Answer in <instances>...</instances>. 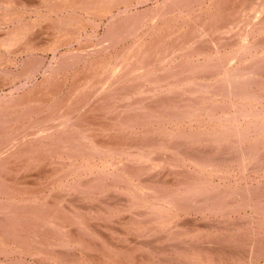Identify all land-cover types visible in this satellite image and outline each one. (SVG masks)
I'll use <instances>...</instances> for the list:
<instances>
[{"label": "bare ground", "instance_id": "bare-ground-1", "mask_svg": "<svg viewBox=\"0 0 264 264\" xmlns=\"http://www.w3.org/2000/svg\"><path fill=\"white\" fill-rule=\"evenodd\" d=\"M150 1L0 0V170L5 173L0 175V194L4 193L0 197V264H29L27 258L33 260L31 264H98L93 258L96 254L89 253L96 248L103 251L105 262L101 260V264H113V252L134 248L133 239L127 242L131 247L124 243L129 232L124 236L118 232L123 249L121 244L113 245L114 238L93 229L88 218L108 224L116 218L119 227L122 224L128 230L131 226L130 237L135 236L132 233L144 238L163 231L161 239L171 246L166 245L168 249L186 255L193 264L225 263L227 253L233 251L222 253L225 257L220 262L219 255L208 257L212 253L202 245L190 252L188 242L216 240L210 245H219L218 239L232 249L237 242L230 238L244 224L247 230L237 241L248 247L246 238L255 240L250 246L251 262L247 258L244 263L255 264L262 257L260 251L259 256L254 255L253 249L260 235L257 224L264 228V204L257 203L258 192L264 188L260 190L261 184L253 180L240 183L251 176L246 171L240 177L221 176L220 166H229L228 159L236 157L239 168L245 169L256 152L260 155L256 158L264 156L258 150L264 144V84L256 80L264 72V0L258 4L167 0L151 7L147 17L139 8ZM234 14H241L242 23L233 21ZM104 20L107 31L94 41ZM43 27L46 30L40 32ZM134 27L145 30L125 45ZM35 31L43 33L42 37L51 36L36 40L30 37ZM120 43L123 47L118 48ZM48 53L55 56V64L46 67ZM164 93L180 95L176 99L170 96L167 102L159 99ZM194 144L209 149L203 152L201 147L196 152ZM164 146L193 152L186 149L182 157L165 159L164 153L158 155ZM226 146L236 155H223L215 163L214 158ZM164 165L169 166L175 184L165 178L153 181L144 177L150 170H163ZM177 165L208 170L213 186L208 188L201 171L191 179L192 173L183 170L182 174ZM105 190L126 201L113 214L93 208L85 218L87 210L82 213L76 199L71 204L65 197L72 192L86 195ZM199 195L204 205L193 204ZM192 213L223 218L237 215L240 221H231L227 229L232 234L225 239L212 231L213 222L182 227L181 220ZM47 230L54 231L53 237L44 234ZM86 231L93 233L94 241L98 236L104 238L105 247L93 246ZM106 231L114 233L111 228ZM176 242L181 245L175 246ZM63 247L79 250H72L73 256L70 251L59 254ZM135 248L147 247L141 242ZM162 248L166 254L167 249ZM204 249L206 261L201 260ZM121 262L115 264H124Z\"/></svg>", "mask_w": 264, "mask_h": 264}, {"label": "rangeland", "instance_id": "rangeland-1", "mask_svg": "<svg viewBox=\"0 0 264 264\" xmlns=\"http://www.w3.org/2000/svg\"><path fill=\"white\" fill-rule=\"evenodd\" d=\"M158 1V2H157ZM164 1L166 2L167 0H153V1H150V2H148L147 4H145L144 6H141L139 9L140 10H145V12H146V14H144V15H150V11H151V7H153V6H155V5H157L158 3H160V5L161 4H163L164 3ZM172 1V0H171ZM245 1V0H244ZM255 3V4H258V2H259V0H246V4H250V3ZM166 4H168V3H166ZM146 7V8H145ZM150 9V10H149ZM153 11V10H152ZM147 16V17H148ZM240 16H241V14H240ZM240 16H236L235 14L234 15H232V18L234 17L235 18V20H233V21H235V22H238V23H242V19L240 18ZM231 18V19H232ZM239 18V20H237ZM141 19V18H140ZM105 22L103 23V24H101L100 25V27L97 29V32H96V34L98 35V37L96 36L95 37V39H94V41H99V38L102 36V35H104L105 34V32L107 31V25H106V22H107V20H104ZM138 26H141V25H138ZM144 28H146L145 26H143ZM142 27H134L133 28V30H132V35H129L128 36V38H127V40L124 42L125 43V45H127V44H129L130 42H132L133 40H134V37L136 36V35H138V34H141V32H143L144 30L143 29H141ZM147 29V28H146ZM46 29L43 27L42 29H41V31L40 32H44ZM88 31H91V32H93V31H95L94 29H90V30H88ZM35 33V34H34ZM33 34H31V38H35L36 37V40H38V39H41V35L43 34H41V35H38L37 34V31H35ZM100 33V34H99ZM104 33V34H103ZM44 35V34H43ZM40 36V37H39ZM50 36L51 35H48V38L46 37V36H43L42 38H43V40H48L49 38H50ZM133 36V37H132ZM45 37H46V39H45ZM38 42V41H37ZM123 43H120V45H118L117 47L118 48H120V47H123V45H122ZM227 46H228V44H227ZM111 51H112V49H111ZM55 56L52 54V53H48V54H46L45 55V64H46V67H48V66H50V64H55V62H54V60H53V58H54ZM49 64V65H48ZM45 67V68H46ZM261 70H264V68H261ZM259 74H262V75H260V77L258 76L257 78H256V80H261V84L263 85L264 84V72H261V73H259ZM42 77V75L40 74V75H38L37 76V79H40ZM16 81H18V80H16ZM19 82V81H18ZM17 82V84H20V82L18 83ZM258 89L260 88V92L262 93V86L261 85H259L258 87H257ZM7 91H5V92H10V89H6ZM6 93V94H7ZM176 93L177 92H175V95H176ZM165 94V93H164ZM164 94H162V95H160L159 96V99H160V97L161 98H165V100H167V102L170 100V96H171V98H175L176 99V97H178V95H180V94H177V96H173L172 94H174V93H170V94H165V95H167V96H165ZM165 96V97H164ZM167 97V98H166ZM169 98V99H168ZM171 100H173V99H171ZM167 102L166 103H164V104H166L167 105ZM150 103H152V101L150 102ZM169 104V103H168ZM146 106L148 107L149 106V104H146ZM104 118V117H103ZM104 119H106V118H104ZM170 145V144H169ZM195 145V144H194ZM264 144H262L261 146H260V148L258 149V150H260V153H261V150H263V153H264ZM161 147V146H160ZM195 149H196V152H197V150L199 151L200 149H201V147L200 148H197V146L195 145ZM224 147V146H223ZM222 147V149L223 150H221V153L222 154H220L221 156H219V154H217L218 155V157L217 158H214V162L216 163V161L218 162V161H222V156H223V158H226V155H227V158H228V156H229V158L231 157V154H232V156L234 157L235 155H236V153H235V150H231L230 151V149L228 148V146H226V150L224 149ZM233 147H234V143H233ZM166 149V150H165ZM179 147H175L174 149L173 148H169V147H162L161 149H159V153H158V155L159 154H163L162 156L163 157H165V159L169 156V157H172V159H176L177 157H182L183 156V154H181L183 151H186V149L187 148H185V150H184V148H181V150L179 149ZM207 149H209L208 148V146H206L205 148H203L202 147V149H201V151L203 150V152L204 151H206ZM170 150V151H169ZM173 150H175V151H173ZM224 150H225V152H224ZM257 150V151H258ZM164 151V152H163ZM187 151H191V152H193L192 150H188L187 149ZM186 151V152H187ZM229 151H230V153H229ZM195 152V153H196ZM179 153V154H178ZM169 154V155H168ZM161 155H159V156H161ZM258 155V157H260V155L256 152V156ZM256 156H255V158H256ZM220 157H221V159H220ZM232 158V157H231ZM254 158V161H252V162H250V163H248V162H246V164H247V166H246V168L245 169H242V168H239L241 165L238 163V161H235V160H238V159H236V157L235 158H232L234 161H232V159H228V163L230 164L229 166H227L226 167V165L224 164V165H222V166H220V175L221 176H224V175H228L229 177L230 176H238L239 175V177L240 176H244L245 175V173H244V171H246V173H250L251 174V176H248V178L247 179H241L242 181L240 182V183H242V184H250L251 182H252V180H253V182L256 184V185H260L259 186V189L261 190L262 188H264V156L263 157H261V158H256L255 159ZM217 159V160H216ZM258 159V160H257ZM212 162V161H211ZM179 163H181V161L179 162ZM220 164V163H219ZM260 164V165H259ZM168 165H164V169L163 170H161V171H159L158 169H161V168H158V169H156L157 170V172H155L154 170H150L149 172H146V173H150V174H147L146 175V173H145V178H150L151 180H153V178H154V180L153 181H159V180H161V181H165V180H167L168 182H169V184L171 183V184H175V182H174V179H173V177H171V175L169 174V166L167 167ZM253 166V167H252ZM167 167V168H166ZM181 167V166H180ZM178 165H177V168H178V170L179 171H181V173L183 174V170L184 171H187V172H189V175H190V173H192L190 176H189V178H191V179H193V178H197V177H199L200 176V174L198 173V172H202L201 173V176H203L202 178L204 179V183L208 186V188H211L213 185H211V184H209V182H210V179H211V175L209 174V172H207L208 170H203V168H198V171H196L194 168L193 169H189L188 167H186V168H183V166L180 168ZM185 167V166H184ZM235 167V168H234ZM250 167V168H249ZM260 167H262V168H260ZM247 169V170H246ZM260 169V170H259ZM165 171H166V173H165ZM223 171V172H222ZM159 172V173H158ZM3 173V174H2ZM153 173H154V176L152 177V175H153ZM158 173V174H157ZM165 173V174H164ZM0 175L3 177L4 175H5V173L4 172H1V170H0ZM149 175L152 177H149ZM199 175V176H198ZM220 175H219V177H220ZM192 176V177H191ZM194 176V177H193ZM263 176V177H262ZM158 177H159V180H158ZM167 177V178H166ZM170 177V178H169ZM252 177H253V179H252ZM163 178H165V180L163 179ZM169 178V179H168ZM173 180V181H172ZM238 181V178H236V179H234V178H231V181ZM208 181V182H207ZM256 181H257V183H256ZM173 182V183H172ZM219 182V181H218ZM244 185H242V186H244ZM241 187V186H240ZM109 192V190H105V192H101V194L99 193V192H93V194L91 193V194H84V195H82V194H80V193H78V192H72V194H71V196L70 195H65V197H66V201L68 202V203H71V204H74V199H76L77 200V206H79V209L81 210V212L83 213V212H85L86 210V212H85V218L87 217L86 215H88L89 213L88 212H90L91 213V211L93 210V208L95 209L94 211L95 212H97V210L98 211H100L101 209H105V210H103V212H109V211H111V213L113 214L114 212H115V210H114V208L116 209V210H118V208H120V206H123V205H121V204H124V202L126 203V201H124V196H122V195H117L116 193H114V192H111V190H110V192ZM262 192V193H261ZM74 193H75V195H74ZM97 195H96V194ZM261 193V194H260ZM4 193L2 192L1 194H0V197L3 195ZM55 195H56V192H55ZM114 195V196H113ZM258 195H259V200H257V203H259V205H261V204H264V202H263V200H264V189H262L260 192H258ZM4 196V195H3ZM83 197V198H81V197ZM90 196V197H89ZM57 197V196H56ZM68 197H69V199H68ZM79 197V199H77ZM105 197V198H104ZM202 196L201 195H199L198 196V202L197 201H195V203H193L194 205H199L200 203H202L203 205L205 204V202H204V199L203 198H201ZM207 197H208V195H207ZM95 198V199H94ZM101 198V199H100ZM112 198V199H111ZM262 198V199H261ZM87 199V200H86ZM92 199V200H91ZM94 199V200H93ZM110 199V200H109ZM115 199H118V200H115ZM202 199H203V201H202ZM260 199L262 200L261 202H260ZM83 200V201H82ZM123 200V201H122ZM230 200H233V199H230ZM79 201V202H78ZM93 201V202H92ZM96 201H98V202H96ZM108 201V202H107ZM86 202V203H85ZM107 202V203H106ZM118 202V203H117ZM122 202V203H121ZM92 204V205H95V206H92V205H90V204ZM105 203V204H104ZM116 204H117V206H116ZM119 204H120V206H119ZM191 204V205H190ZM103 205V206H102ZM189 206L188 207H190V206H193L192 205V203H189L188 204ZM74 206H76V205H74ZM90 206V207H89ZM119 206V207H118ZM109 207V208H108ZM196 207V206H195ZM75 208V207H74ZM82 208V209H81ZM87 208V209H86ZM191 208V207H190ZM90 209H92L91 211H90ZM100 209V210H99ZM89 210V211H88ZM193 210H195V208L193 209ZM101 212H102V210H101ZM200 214V215H199ZM196 213V215H195V213H192V214H190V215H188V216H185L181 221H184L183 223L181 222V224L183 225L182 227H184V228H186L187 226H190V228H193V227H195V228H197L198 226H199V224H200V226L199 227H203V225H206V224H210V223H212L211 225H213V228L214 229H212V231L214 230V232L215 233H217L216 235L218 236H222L223 238L225 237V239H226V236H229V234L228 233H231L230 231H228V226L229 227H231V225H230V223L231 224H233V222L234 223H239V221H240V219L238 220V216L237 215H227V217L226 218H223L221 215H219V216H213V217H210V215L211 214H208L207 216L206 215H204V214H201V213ZM101 215V214H100ZM195 215V216H194ZM102 216V215H101ZM197 216H199V217H202L201 219H196L197 218ZM210 217V219H212V220H210V219H206L207 217ZM89 217H90V215H89ZM188 217V218H187ZM1 218V217H0ZM189 219V220H187V219ZM100 219V218H99ZM191 219V220H190ZM194 219V220H193ZM217 219V220H216ZM221 219V220H220ZM224 221H223V220ZM88 220H90V224L93 226V229H95L96 228V230L97 231H101L104 235H105V233L108 235V237L112 240L113 238V240H114V244L113 245H116V244H118V245H120L121 243L119 242V240H120V235L118 234V232H120V233H124V234H121L122 236H124V235H126L128 232H129V234H128V240L127 241H124V243L126 244V246H128L129 244L127 243V242H130V240L131 239H133V240H131V244L132 245H134V248L133 247H131V246H128V247H131L130 249H132V250H130L129 248H127L126 250L128 251H121V252H119V254H116L115 252H113L114 253V255H113V259H112V262H113V264H115V261H116V263L118 262V260L121 262V263H124V264H143V262H144V260H145V262H144V264H165L166 262H168L167 260H169V263L168 264H173V263H175V264H177L176 262H179L178 264H181V261H182V263L184 264V262H185V264H193V263H190L189 261H188V259L186 258V255H183L182 253H180V255L177 253V254H175L172 250H170V249H168V247H171V246H169V244H166V243H164L165 241H164V239L162 240L161 239V237L163 236V233L162 234H160L161 232H163V231H158L157 233H155V234H153V235H149V237H137L138 235H136L135 233L133 234L132 233V235H135L134 237L132 236V237H130L131 236V233L130 232H132V230H130V228H131V226L130 225H128V230H126V228L124 227V229H123V226L124 225H122V224H120V227H119V223L118 222H116V218H115V220H113V221H111L110 222V220H109V222L111 223V224H108V222L107 221H102V223L100 222V220H98L99 222L97 223V220H92L91 218H88ZM92 220V221H91ZM196 220V221H195ZM199 220V221H198ZM210 220V221H209ZM220 220V221H219ZM96 221V222H95ZM189 221V222H188ZM195 221V222H194ZM200 221H201V223H200ZM219 221V222H218ZM223 221V222H222ZM231 221H233V222H231ZM114 222V223H113ZM197 222H199V223H197ZM206 222V223H205ZM214 222H216V223H214ZM3 223V222H2ZM2 223H0V228H2L3 227V225H2ZM101 223V224H100ZM105 223H107V224H105ZM114 224V226H113V224ZM116 223V224H115ZM193 223V224H192ZM205 223V224H204ZM100 224V225H99ZM196 224V225H195ZM236 224V225H237ZM2 225V226H1ZM110 225V226H109ZM186 227H185V226ZM194 225V226H193ZM220 225H222V226H220ZM122 226V227H121ZM129 226H130V228H129ZM115 227H117V228H115ZM119 227V228H118ZM221 227H223V228H221ZM108 228H111L112 230H113V232L115 233H108L107 231H106V229H108ZM189 228V227H188ZM205 228V227H204ZM133 229V228H132ZM230 230H233V228H229ZM74 229H71V231H73ZM102 230H104V231H102ZM123 230V231H122ZM244 230H247V226L245 225V227H244V224H243V226L241 225L240 226V228L237 230V232H233V237L232 238H230V240L231 241H233V242H235V239H236V242H237V245L236 246H234L235 247V249H234V247H231L232 249H230L229 247H224L225 245L223 244V242L222 241H220V240H218L217 239V241H219L220 242V244L219 245H217L218 244V242L216 243V242H213V245H210L212 242L211 241H216V240H209V242L208 241H203V242H198V243H194V241H192V242H188V244L190 245L189 246V251L190 252H192V251H195V247L197 246V245H202V247H204V248H206L207 250H209V251H211V253L212 254H207L206 253V249H204V251L203 252H205V254H203L204 255V258L202 257L203 255H201V260H203V261H206V259H205V255L207 254V256L208 257H214V256H216L218 259H219V261L220 260H222L221 258H224L225 257V255H222V253H224V254H226V252H228V251H230V250H232V251H230V252H232V253H227V255H226V259L224 260L225 261V263H227V264H246V263H244V262H246V261H244L245 259H247V258H249L248 259V261H250V255H251V253H250V250H251V248H250V246H251V244H252V242L253 241H255V240H248V238H246V241H250V243L249 242H247V244L246 245H248V247L247 246H242V244H240L237 240H238V237L239 236H242V233L243 234H245V231ZM256 230H257V234H260L259 235V239L257 238V240H256V242H255V244H257V245H255V250L253 249V251H255L254 252V255H256V253H258L257 251H260V255H262V257H259V259H257V261H256V263L255 264H264L263 263V261H264V228H263V226L262 227H260V225H258L257 224V227H256ZM259 230H261V232L259 233L258 231ZM75 231V230H74ZM242 231V232H241ZM263 231V232H262ZM52 232H54V231H52ZM52 232H50V230L48 231L47 230V232H45L44 234L46 235V236H48V234L49 235H51L52 237H53V234H52ZM86 232H88V239H89V241L91 242V244H93V246H98V248L100 247V246H102V247H105V245H102L103 243H107L106 241L104 242V238H103V241L102 240H100V239H102V238H100L99 236H98V238H95V241L97 242L96 244H94V240H93V233H91L92 234V237H90L91 236V234H90V232L89 231H86ZM126 232V233H125ZM224 232V234H222ZM159 233V234H158ZM221 233V234H220ZM238 233V234H237ZM239 233H241V234H239ZM71 234H73V233H71ZM87 234V233H86ZM111 234V235H110ZM226 234V235H225ZM228 234V235H227ZM157 235H160V237L159 236H157ZM162 235V236H161ZM215 235V236H216ZM225 235V236H224ZM152 236H155L156 238L154 239V237H152ZM216 236V237H217ZM235 236V237H234ZM90 237V238H89ZM95 237V236H94ZM139 239H137V238ZM221 237V239H223ZM231 237V236H230ZM131 238V239H130ZM158 238V239H157ZM227 238H229V237H227ZM92 239V240H91ZM97 239V240H96ZM98 239H99V241H98ZM119 239V240H118ZM134 239H137V242L139 243V245L141 244V242H142V244H144L145 245V247H152L153 246V242H154V246L151 248V250H148V249H150V248H142V250H139V251H137V250H135L136 248H135V245H138V243L134 240ZM156 240V242L154 241V240ZM162 240V242L160 241V240ZM250 239V238H249ZM144 240V241H143ZM133 241H135V242H133ZM157 241H158V243H157ZM118 242V243H117ZM152 242V243H151ZM124 243L122 242V244H121V246H119V247H122L123 249H125L126 247L124 246ZM136 243V244H135ZM156 243H157V245H156ZM190 243H192V245L194 244L195 246L193 247ZM209 243V245H210V247H209V245H207ZM214 243H215V245H214ZM246 243V242H245ZM29 244H30V241H29ZM160 244V245H159ZM164 246H163V245ZM236 244V243H235ZM263 244V245H262ZM123 245V246H122ZM162 245V246H161ZM166 245H168V247L166 246ZM177 245H181V244H177V242L175 243V246H177ZM223 246V248H221L222 246ZM231 245H234V244H232V242H231ZM238 245H239V248L237 249L236 247H238ZM258 245H260V246H258ZM157 246V247H156ZM207 246V247H206ZM241 246V247H240ZM261 246H262V248H261ZM156 247V248H155ZM159 247V248H158ZM163 247V248H162ZM186 247H188V245H186ZM213 249H212V248ZM218 247H220V248H218ZM259 247V248H258ZM74 248V247H73ZM76 248V247H75ZM160 248H162V249H164L165 250V248L167 249V253H168V257H167V253L165 254V252L163 253V252H161L160 250ZM228 248V249H227ZM245 248V249H244ZM254 248V247H253ZM68 248L66 247H63V248H61V249H59L60 250V252H59V254L61 253V252H64V253H68L69 251H70V256H73V255H75V252L74 251H72V250H79L78 248L77 249H68ZM108 249V248H107ZM134 249V250H133ZM144 249H145V251H144ZM159 249V250H158ZM212 249V250H211ZM219 249V251H217V250ZM226 249H227V251H226ZM239 249H240V251H239ZM241 249H243V250H241ZM58 250V251H59ZM62 250V251H61ZM65 250V251H64ZM160 252H158V251ZM215 250V251H214ZM223 250V251H222ZM235 250V251H234ZM237 250H238V252H239V254H237ZM245 250V251H244ZM67 251V252H66ZM132 251V252H131ZM134 251V252H133ZM143 251V252H142ZM155 253H154V252ZM225 251V252H224ZM248 251V252H247ZM263 252V254H262V252ZM72 252V253H71ZM74 252V253H73ZM77 252V251H76ZM103 251H101V250H98L97 248L95 249V250H92V252H89L90 253V255L91 256H93L94 254H96V256L95 257H93V258H97V260H94V261H96V262H99L98 264H101L102 263V261H104L105 262V260L103 259L102 260V253ZM136 252V253H135ZM216 252L218 253V254H216ZM244 254H243V253ZM130 253H132V254H134V256H135V258L133 257L132 258V254H131V256H130ZM143 253V254H142ZM152 253V254H151ZM159 253V254H158ZM170 253V254H169ZM172 253H174V254H172ZM220 253V254H219ZM236 253V254H235ZM245 253H247V254H245ZM137 254H139V255H137ZM150 254V255H149ZM233 254H235V255H233ZM240 254L242 255V256H240ZM101 257V258H99V256ZM120 255H121V257H120ZM146 255V256H145ZM149 255V256H148ZM153 255H154V257H153ZM156 255V256H155ZM163 255H165L164 257H165V259L167 258V260H163L162 258H164L163 257ZM170 255V256H169ZM171 255H172V257L174 258L173 260H171ZM182 255V256H181ZM213 255V256H212ZM219 255V256H218ZM231 255V256H230ZM98 256V257H97ZM177 256V257H176ZM221 256H224V257H221ZM228 256V257H227ZM238 256H239V258L241 257L242 259L241 260H238ZM244 256V257H243ZM248 256V257H247ZM256 256H259V254L258 255H256ZM120 257V258H119ZM125 257V258H124ZM144 257V258H143ZM210 257V258H211ZM69 258V257H68ZM117 258V259H116ZM140 258V259H139ZM146 258V259H145ZM170 258V259H169ZM209 258V259H210ZM236 258V259H235ZM261 258V259H260ZM3 259H4V257H3ZM44 259V258H43ZM114 259H116V260H114ZM123 259H124V261H123ZM131 259V260H130ZM133 259V260H132ZM139 260V261H137V260ZM158 259H161V260H158ZM27 260L28 261H30V263L29 264H31L32 262H33V260L31 259V258H27ZM87 261V259L86 258H84L83 259V261ZM102 260V261H101ZM107 260V259H106ZM110 260V259H109ZM149 260V261H148ZM151 260H152V262H151ZM154 260H156L157 262H155ZM171 260V261H170ZM187 260V261H186ZM215 260V259H214ZM45 261H49V260H45ZM148 261V262H147ZM159 261V262H158ZM163 261V262H162ZM175 261V262H174ZM233 261H235V262H233ZM247 261V262H248ZM137 262V263H136ZM155 262V263H154ZM221 262V261H220ZM230 262V263H229ZM251 262V261H250ZM52 264L53 262L52 261H49L48 262V264ZM225 263H221V264H225ZM57 264H60L59 262H57ZM199 264H203V263H199Z\"/></svg>", "mask_w": 264, "mask_h": 264}]
</instances>
